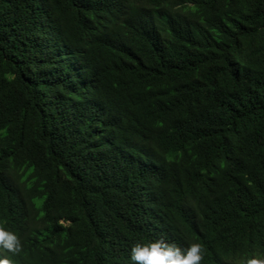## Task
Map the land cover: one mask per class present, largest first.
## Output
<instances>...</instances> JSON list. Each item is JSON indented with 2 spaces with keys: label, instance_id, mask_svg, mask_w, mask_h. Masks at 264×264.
I'll return each instance as SVG.
<instances>
[{
  "label": "trees",
  "instance_id": "trees-1",
  "mask_svg": "<svg viewBox=\"0 0 264 264\" xmlns=\"http://www.w3.org/2000/svg\"><path fill=\"white\" fill-rule=\"evenodd\" d=\"M11 264L264 257V0H0Z\"/></svg>",
  "mask_w": 264,
  "mask_h": 264
},
{
  "label": "clouds",
  "instance_id": "clouds-1",
  "mask_svg": "<svg viewBox=\"0 0 264 264\" xmlns=\"http://www.w3.org/2000/svg\"><path fill=\"white\" fill-rule=\"evenodd\" d=\"M17 236L0 227V247L16 251L19 249ZM202 258L201 245L192 243L181 249L175 244L162 239L149 240L146 243L138 242L130 250V260L135 264H200ZM0 264H11L7 258H0ZM245 264H264V257H253Z\"/></svg>",
  "mask_w": 264,
  "mask_h": 264
}]
</instances>
